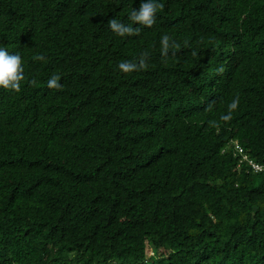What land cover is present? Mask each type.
I'll return each instance as SVG.
<instances>
[{"label":"trees","instance_id":"16d2710c","mask_svg":"<svg viewBox=\"0 0 264 264\" xmlns=\"http://www.w3.org/2000/svg\"><path fill=\"white\" fill-rule=\"evenodd\" d=\"M159 2L0 0V264H264V0Z\"/></svg>","mask_w":264,"mask_h":264},{"label":"clouds","instance_id":"9594fccd","mask_svg":"<svg viewBox=\"0 0 264 264\" xmlns=\"http://www.w3.org/2000/svg\"><path fill=\"white\" fill-rule=\"evenodd\" d=\"M163 8L159 0H140L139 6L133 8L128 14V19L131 23L125 24L116 18L108 20L109 29L117 36L132 35L134 32L139 31L140 26L151 27L156 20L157 12ZM136 25V27H133ZM162 44L164 50L169 45V37L164 35L162 37ZM195 55V53H193ZM42 59V57H37ZM119 68L125 72L131 71L136 68V65L123 61L119 64ZM24 80V69L22 57L19 54L9 52L6 48L0 47V88L9 91H19L21 82ZM59 76L52 74L47 80V87L59 89ZM238 100H233L229 105L230 109L237 107ZM228 116L223 119H228ZM256 167V166H255ZM154 255V251L150 246H145V258L149 259Z\"/></svg>","mask_w":264,"mask_h":264},{"label":"built area","instance_id":"2783aa9c","mask_svg":"<svg viewBox=\"0 0 264 264\" xmlns=\"http://www.w3.org/2000/svg\"><path fill=\"white\" fill-rule=\"evenodd\" d=\"M237 147H239V146H237Z\"/></svg>","mask_w":264,"mask_h":264}]
</instances>
